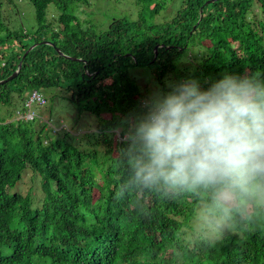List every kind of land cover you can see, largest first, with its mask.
Wrapping results in <instances>:
<instances>
[{"label": "trees", "instance_id": "obj_1", "mask_svg": "<svg viewBox=\"0 0 264 264\" xmlns=\"http://www.w3.org/2000/svg\"><path fill=\"white\" fill-rule=\"evenodd\" d=\"M28 1L34 32L0 17V82L19 71L0 85V110L18 107L14 119L0 114V264H264V205L240 190L225 199L222 186L146 184L117 136L151 100L142 79L163 91L227 74L264 86V19L251 17L255 5L264 15V0H136V20L102 30L76 14L91 0ZM31 91L46 104L29 110ZM58 104L73 124L94 121L88 144L52 120L38 128ZM28 171L41 178L39 199L21 189ZM201 219L219 226L214 237L196 228Z\"/></svg>", "mask_w": 264, "mask_h": 264}, {"label": "clouds", "instance_id": "obj_2", "mask_svg": "<svg viewBox=\"0 0 264 264\" xmlns=\"http://www.w3.org/2000/svg\"><path fill=\"white\" fill-rule=\"evenodd\" d=\"M207 83V82H206ZM157 90L122 138L136 177L146 184L222 186L264 205V86L227 74Z\"/></svg>", "mask_w": 264, "mask_h": 264}, {"label": "rangeland", "instance_id": "obj_3", "mask_svg": "<svg viewBox=\"0 0 264 264\" xmlns=\"http://www.w3.org/2000/svg\"><path fill=\"white\" fill-rule=\"evenodd\" d=\"M3 2L4 5H2L0 8V17H2V20H4L5 22L12 21L15 26V29L23 27L30 33L36 30L37 22L35 16V8L31 3H29L28 0H13L14 4L17 5L19 13L21 14L20 16H15L13 14V4H8L7 0H3ZM55 9H57L55 5H50L48 18L50 17V20L55 22L56 24L57 22L54 19L58 15ZM140 9L141 6L137 3L136 0H91L89 5L83 6L82 9H80L79 6L77 8L76 14L80 15L81 19L91 21V23L95 27L102 30L108 27L109 23L114 17H129L133 20H136ZM57 11L59 12L58 9ZM10 15H12V17L8 19V16ZM254 15L259 19H264V15L262 14L261 9L257 5H255L254 10L251 13V17H253ZM171 17L172 14L168 17V19H170ZM253 19L254 18H250V20ZM133 74L136 77H138L137 75H139L138 71H134ZM141 84L149 85L148 95L152 99L158 90L157 86L151 82L147 83L145 79L141 80ZM58 107L60 108L59 104ZM17 108L18 107L16 105L7 107L4 106L1 108L0 114L7 120L11 118L14 119V117H16L15 114L17 112ZM62 110L60 108L59 110H55L52 114H50L49 112H44L41 116V123L38 124V128H40V126H43L44 124H47L49 120H52L51 126L56 128L57 130H59L61 127L67 130H71L73 132V136L75 137L76 143L80 147L88 144V139L85 137V135L88 132L96 129V124L94 123V121L92 119H85V125L73 124L72 112H67L65 110L63 112ZM80 123H83V120H81ZM46 130L48 131V124ZM117 136L118 138H120L119 132ZM95 142L96 139H92V142L89 144L90 147H92L93 143ZM21 189L23 193L32 191V193L38 199L41 198V178L38 175L28 171L24 178V183L22 184ZM207 223L208 221L206 219H201L196 225V228L200 229L202 225H206L207 228L209 226V235L210 237H214L215 232L211 229H214L216 231L219 226H216V224L209 225Z\"/></svg>", "mask_w": 264, "mask_h": 264}, {"label": "built area", "instance_id": "obj_4", "mask_svg": "<svg viewBox=\"0 0 264 264\" xmlns=\"http://www.w3.org/2000/svg\"><path fill=\"white\" fill-rule=\"evenodd\" d=\"M26 106L29 107V110L32 108V106H42L46 104V99L40 93L39 91H31L26 94L25 99ZM33 117V112H28L27 114H22L21 112H18V118L20 119H31Z\"/></svg>", "mask_w": 264, "mask_h": 264}, {"label": "water", "instance_id": "obj_5", "mask_svg": "<svg viewBox=\"0 0 264 264\" xmlns=\"http://www.w3.org/2000/svg\"><path fill=\"white\" fill-rule=\"evenodd\" d=\"M216 0H211V1H208L207 3H206V5H210L211 3H213V2H215ZM203 10H201V12H202ZM202 19V18H201ZM46 43H48V44H50V45H52V46H54V44L53 43H50V42H46ZM39 44H34L30 49H29V51H31L32 49H34L35 47H37ZM162 46H156V48H155V51H156V55H155V60L157 59V56H158V51H159V49L161 48ZM56 51L58 52V53H60L62 56H64L63 55V53H61L60 52V50L58 49V48H56ZM66 58H69V57H66ZM69 59H72V60H77V61H81V60H78V59H75V58H69ZM21 64H20V66H19V70L21 69ZM18 72L19 71H17L15 74H13L11 77H9L8 79H6V80H4V81H1L0 82V85H3V84H6V83H8V82H10V81H12L13 79H15L16 77H17V75H18Z\"/></svg>", "mask_w": 264, "mask_h": 264}]
</instances>
